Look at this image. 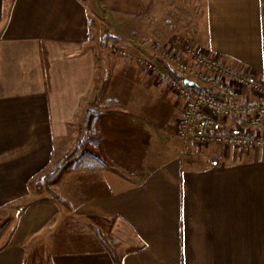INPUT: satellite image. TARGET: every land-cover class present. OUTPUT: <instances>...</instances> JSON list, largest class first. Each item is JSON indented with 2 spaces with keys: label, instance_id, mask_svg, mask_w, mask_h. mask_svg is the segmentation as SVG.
Instances as JSON below:
<instances>
[{
  "label": "crops",
  "instance_id": "obj_1",
  "mask_svg": "<svg viewBox=\"0 0 264 264\" xmlns=\"http://www.w3.org/2000/svg\"><path fill=\"white\" fill-rule=\"evenodd\" d=\"M158 43L264 79V0H0V211H20L0 264L37 239L50 264H114L94 227L124 264H264V148L179 138L186 99L132 53ZM85 130L107 169L65 164L50 186L68 207L38 199L33 179Z\"/></svg>",
  "mask_w": 264,
  "mask_h": 264
},
{
  "label": "built area",
  "instance_id": "obj_2",
  "mask_svg": "<svg viewBox=\"0 0 264 264\" xmlns=\"http://www.w3.org/2000/svg\"><path fill=\"white\" fill-rule=\"evenodd\" d=\"M163 53L172 68L159 67L156 77H168L174 90L186 99L177 129L181 139L243 150L264 148L263 78L236 70L194 46L181 53ZM153 66L155 63H148L149 69ZM212 165L220 163L214 158Z\"/></svg>",
  "mask_w": 264,
  "mask_h": 264
},
{
  "label": "rangeland",
  "instance_id": "obj_3",
  "mask_svg": "<svg viewBox=\"0 0 264 264\" xmlns=\"http://www.w3.org/2000/svg\"><path fill=\"white\" fill-rule=\"evenodd\" d=\"M93 17L91 18V23L95 24V21L98 20L96 19V17H94V15H92ZM94 26H92V29H93ZM103 29L105 30H100L99 33L96 32V39L99 41L100 43V46H101V41L108 35V34H112L114 35L113 33L109 32V30H106L107 28H104L103 26ZM189 36V35H188ZM117 37V36H116ZM120 38V37H119ZM122 39V38H121ZM94 40H95V33H94ZM94 40H91V41H94ZM123 40V39H122ZM124 43V40L122 41V43L120 44V48H116L117 51H119L120 54L122 55H125L127 56L130 51L128 50L130 47H127L125 46ZM156 45V44H155ZM153 45L151 51L149 52V58H146L145 60H143L144 58H142V52L141 51H133L132 53L135 54L136 58L139 57L140 60H141V63L144 65V67H146V69L148 70V72L150 73L151 77H156V73L157 71H159V67H164V68H167L168 67L171 69L172 66H170L168 64V62L166 60H164V51H171V52H178V53H181L184 49H186L188 46V44L186 46H183V48H178V47H173L171 45H160V43H158L156 46ZM102 47V46H101ZM103 48V47H102ZM183 49V50H182ZM148 63H155V66H153V68L149 69L148 67ZM152 72V70H154ZM161 70V69H160ZM157 80H159L160 82H165L168 83L172 88V84L170 82V79L167 77L163 80H161L160 78L156 77ZM174 89V88H173ZM178 129V128H177ZM85 132L86 130L83 132V135L81 138H79V140L77 141V143L70 149V151L67 153V155L70 153V152H73L75 151V149L77 147L80 146L82 140L84 139V136H85ZM176 135L178 136L177 134V130H176ZM90 137V135H88ZM179 137V136H178ZM180 138V137H179ZM94 146V143H91L89 142L87 144V146L85 147L84 149V153H90V149L91 147L93 148ZM66 156V155H65ZM64 157V156H63ZM62 157V158H63ZM62 158L60 160H62ZM77 159H73V160H70L66 163L67 165V168H66V173H72L74 171H76L77 169H75V164L77 162ZM59 160V161H60ZM59 161H56L55 163L59 162ZM54 163V164H55ZM53 164V165H54ZM52 165V166H53ZM51 166V167H52ZM50 170L48 169V172ZM47 172V171H46ZM44 172L43 174L39 175L37 178L33 179V191L34 193L36 194V197L38 199H42V198H45V197H49L46 193H45V187H46V184L44 182V177L45 175L48 173ZM75 180V185H76V178H74ZM69 181V179H68ZM66 184V183H65ZM51 185V184H50ZM63 185V184H62ZM35 196V195H34ZM61 196V195H60ZM65 199V197H63ZM66 200V199H65ZM20 211H17L16 209H14L13 207H9V208H6L5 210H2L0 211V231L1 230H7L8 232V237H10V235L13 233L14 231V228L15 226L14 225H11V223H13V221H15L19 214ZM8 239V238H7ZM6 239V240H7ZM39 239L33 241V243L28 247L27 249V261L30 263V264H50L49 263V258L46 257V252H45V244L44 242H38ZM40 245H42L43 247H40ZM36 247H39L38 250ZM41 248V250H39Z\"/></svg>",
  "mask_w": 264,
  "mask_h": 264
},
{
  "label": "trees",
  "instance_id": "obj_4",
  "mask_svg": "<svg viewBox=\"0 0 264 264\" xmlns=\"http://www.w3.org/2000/svg\"><path fill=\"white\" fill-rule=\"evenodd\" d=\"M90 40H94V31L92 29V26L90 30ZM122 41L123 40L121 38L116 37L115 35H112V34L111 35L108 34L101 41V46L103 48H107L111 45L118 46L122 43ZM89 142L95 143V145L99 144V140L89 137L88 132L86 131L84 139L82 140L80 146L77 147L75 151L70 152L68 155L64 156L62 160L55 163L51 167L50 171L44 177V182L46 184L45 193L64 207H68V202L62 196H60L55 190H53L50 184L59 176V174L62 172L65 164L68 161L80 157L76 164L77 169H85L91 172L104 171L107 169V165L102 160H100L98 157H96L94 154L84 153V149ZM94 230L97 234V237L101 241V243L106 247L108 252L111 254L114 264H124L118 253L119 243L116 242L111 237H109L107 234H105L102 230L97 229L95 227H94ZM25 264H30V263L26 260Z\"/></svg>",
  "mask_w": 264,
  "mask_h": 264
}]
</instances>
